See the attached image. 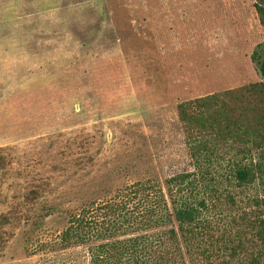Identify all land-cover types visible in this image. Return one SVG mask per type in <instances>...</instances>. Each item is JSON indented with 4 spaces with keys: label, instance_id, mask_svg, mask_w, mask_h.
Segmentation results:
<instances>
[{
    "label": "rangeland",
    "instance_id": "1",
    "mask_svg": "<svg viewBox=\"0 0 264 264\" xmlns=\"http://www.w3.org/2000/svg\"><path fill=\"white\" fill-rule=\"evenodd\" d=\"M253 3L264 0H102L95 30L106 20V31L85 38L73 28L82 61L0 101V264H87L85 246L58 242L77 200L194 171L175 106L264 82ZM238 145H216L198 162L210 193L233 201L210 210L224 221L250 217L264 196V173L236 186L235 164L256 162Z\"/></svg>",
    "mask_w": 264,
    "mask_h": 264
},
{
    "label": "trees",
    "instance_id": "2",
    "mask_svg": "<svg viewBox=\"0 0 264 264\" xmlns=\"http://www.w3.org/2000/svg\"><path fill=\"white\" fill-rule=\"evenodd\" d=\"M253 8L264 28V4L253 3ZM260 73L264 77V59ZM175 113L194 171L171 175L163 186L138 180L106 197L77 200L58 235L62 247L85 246L87 264H264V196L253 198L250 217L243 213L224 221L218 213L212 216L210 210L221 213L219 204L233 201L230 195L210 193L214 189L204 179L208 172L198 165L216 145L232 142L239 143L235 153L256 151L254 166L235 164L236 186L251 182L254 172L264 173V82L180 101ZM245 245L255 254L247 255Z\"/></svg>",
    "mask_w": 264,
    "mask_h": 264
},
{
    "label": "clouds",
    "instance_id": "3",
    "mask_svg": "<svg viewBox=\"0 0 264 264\" xmlns=\"http://www.w3.org/2000/svg\"><path fill=\"white\" fill-rule=\"evenodd\" d=\"M101 7L102 0H0V101L82 61L83 41L76 32L91 38L106 31V20L95 30ZM85 94L81 89L74 103Z\"/></svg>",
    "mask_w": 264,
    "mask_h": 264
}]
</instances>
